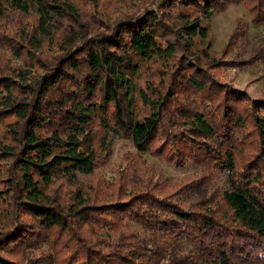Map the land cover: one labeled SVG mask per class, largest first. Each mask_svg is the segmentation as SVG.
<instances>
[{
	"label": "trees",
	"instance_id": "1",
	"mask_svg": "<svg viewBox=\"0 0 264 264\" xmlns=\"http://www.w3.org/2000/svg\"><path fill=\"white\" fill-rule=\"evenodd\" d=\"M237 4L264 27V0H160L156 10L82 39L40 75L0 74V122L13 119L12 144L0 149L10 159L0 264H264V94L253 99L221 82L207 41L206 23ZM6 7L38 15L18 57L78 14L67 1L0 0V14ZM240 24L227 47L245 38ZM153 60L167 71L157 87L142 88V67ZM139 104L148 114L139 116ZM96 127L128 138L138 155L198 166V187L186 194L154 173H121L114 198L92 199L78 181L97 168ZM246 145L254 151L244 154ZM218 175L225 188L203 195ZM62 184L70 187L64 197L53 194ZM21 248L23 262L13 256Z\"/></svg>",
	"mask_w": 264,
	"mask_h": 264
},
{
	"label": "rangeland",
	"instance_id": "2",
	"mask_svg": "<svg viewBox=\"0 0 264 264\" xmlns=\"http://www.w3.org/2000/svg\"><path fill=\"white\" fill-rule=\"evenodd\" d=\"M47 1L71 3L78 12L76 20H74L76 22L69 17L58 20L53 28L50 41L44 42L39 49L30 50L29 54L23 51L22 56L18 57L17 53H19L20 46L24 44L23 39L26 41L29 36L37 33L38 15L34 10L21 13L11 7L4 8L0 14V74L9 76L11 73L8 69L21 68L32 73L33 76L40 75L66 50L77 45L82 39L106 33L116 24L135 18L148 9L156 10L160 0ZM167 15L174 17L175 14L168 12ZM238 22L242 24L240 26L243 30L246 28L245 38H241V41L227 47L229 38ZM174 23L179 25L178 21ZM206 26L209 31L207 41L211 43L210 57L214 59L215 66L218 67L214 73L220 81L246 93L253 99L263 95L264 27H254L251 24L250 16L243 4L228 5L223 11L215 14L206 23ZM38 39L35 38L33 42L37 44ZM142 68L139 77V85L142 88L148 84L157 87L159 85V73L161 72L162 75L167 71L160 60L147 62ZM148 112L147 108L139 104L138 114L140 117L148 114ZM12 121V118H8L0 122V149L3 145L12 144V134L8 132V126ZM95 130L98 155L97 168L92 175L80 176L78 181L81 189L89 192L92 199L104 201L114 198L121 173L126 175V178L131 175L132 180H141V178L151 175L150 173H154L155 181L164 180L171 187H174L173 190L185 187L186 194L190 190L192 191L190 187H198L197 183L202 175L201 168L198 166L188 163L183 168H175L173 165L149 154L138 155L131 141L124 136H116L112 132H107L104 135L99 127H96ZM252 151L254 150L250 148V145L243 148L244 154H249ZM243 157L240 156L241 163ZM9 164L10 159L0 153V190L5 187L2 179H5L7 175L6 171L9 170ZM225 186V178L218 175L214 178L213 184L203 190L202 194L205 196L212 195L216 189L225 188ZM68 188L70 187L65 184L55 186L53 194L64 197L65 190ZM122 191L127 193L129 186ZM180 194L183 195L181 192ZM187 196L190 202L198 200L197 197L192 196V193ZM246 250H251V248L248 246ZM39 253V251H29L24 255L32 259L37 257L35 261L41 262L43 256ZM22 255V248L13 253V256L18 257L16 259L23 262ZM262 256H264V252Z\"/></svg>",
	"mask_w": 264,
	"mask_h": 264
}]
</instances>
